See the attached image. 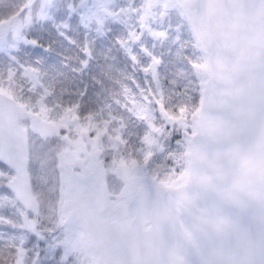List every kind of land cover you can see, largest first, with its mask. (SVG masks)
<instances>
[{
  "label": "snow or ice",
  "instance_id": "6c2138e0",
  "mask_svg": "<svg viewBox=\"0 0 264 264\" xmlns=\"http://www.w3.org/2000/svg\"><path fill=\"white\" fill-rule=\"evenodd\" d=\"M0 264H264V0H0Z\"/></svg>",
  "mask_w": 264,
  "mask_h": 264
},
{
  "label": "trees",
  "instance_id": "16d2710c",
  "mask_svg": "<svg viewBox=\"0 0 264 264\" xmlns=\"http://www.w3.org/2000/svg\"><path fill=\"white\" fill-rule=\"evenodd\" d=\"M43 42H44L45 44L48 43V39H47V37L43 38Z\"/></svg>",
  "mask_w": 264,
  "mask_h": 264
},
{
  "label": "rangeland",
  "instance_id": "374dc122",
  "mask_svg": "<svg viewBox=\"0 0 264 264\" xmlns=\"http://www.w3.org/2000/svg\"><path fill=\"white\" fill-rule=\"evenodd\" d=\"M54 57H55V58H58V57H59V52L55 53V54H54Z\"/></svg>",
  "mask_w": 264,
  "mask_h": 264
}]
</instances>
